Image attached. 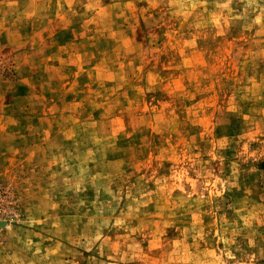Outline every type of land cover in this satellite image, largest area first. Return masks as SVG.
I'll return each mask as SVG.
<instances>
[{
  "label": "rangeland",
  "instance_id": "obj_1",
  "mask_svg": "<svg viewBox=\"0 0 264 264\" xmlns=\"http://www.w3.org/2000/svg\"><path fill=\"white\" fill-rule=\"evenodd\" d=\"M88 2L89 0H79L73 5L75 15L69 13L66 21H56L55 0H52L47 19L28 16V12L42 3V0H7L16 11L6 9L5 0H0V247L14 242L12 233L21 231V222L37 209L35 185L41 176L38 175L36 161L29 160L31 153L35 152L39 158L43 150V154L64 155L68 160V171L55 169L67 177L69 183L61 184L54 191L53 195L60 206L53 215H58L62 222L66 221L67 227H72L74 216L83 215L86 210L91 214V204L97 198L96 186L90 179L93 174L107 170L106 165L115 166L123 161L125 176L117 177L111 187L115 191L121 183L125 187L134 184L136 177H127V173L134 171L129 165L144 159L150 149L155 150L163 143L162 136L146 127V121L155 115L152 110L159 111L164 107L166 115L169 109L165 106L170 104L183 120V109L190 103L183 97L170 94L159 81L149 83L150 75L167 82L182 74V70L177 68L181 63V55L166 46V32L171 30L169 25L172 28L179 27L178 21H169L165 14L167 0L159 8L149 9L151 19L144 18L149 12H145L143 16L140 14L141 9L148 8V0H133L137 10L134 21L125 23L123 18H111L113 30L124 32L137 46L136 52L131 55H120L125 81L108 78L119 71L114 61L120 41L108 33L101 35L95 42L87 39L97 35V29L102 28L100 23L88 24L86 31L85 21L93 15L91 12L85 14L84 5ZM99 2L103 7L116 0ZM232 6L239 8L242 5L234 0ZM209 7H212L211 0ZM41 29H45L42 34ZM194 31L187 24L181 29L185 39H190V34ZM240 36L238 24L229 30L223 40H213L211 32L203 30L197 39V53L202 58L219 55L239 76V70L249 52L264 47L254 43L251 33H244L245 39H240ZM191 51L186 49L185 55L191 54ZM73 53L87 55L83 61L72 63L71 61L76 60V56L71 55ZM57 55L62 56L65 63L47 59ZM129 61H132L131 68ZM142 61L143 70L134 74L133 69ZM247 72L250 76L255 73L258 79L264 76V58L258 57L254 61L249 59ZM184 83L188 81L185 80ZM232 84V80L225 83V88L220 93L221 100L225 93L231 94L234 90ZM113 89H116L114 93ZM97 93L101 95L97 96ZM199 99L200 96L197 97ZM129 101H136L139 107L133 104L129 110ZM236 103L238 110L218 111L210 124V128H215L217 138L227 137L226 147L220 153L222 158L214 162L213 171L229 177L232 163L235 161L237 164L236 179L240 191L232 188L230 192H226V205L240 200L245 189L251 190V200L259 202L264 197V157L260 156L264 152V143L248 141L245 148V140L239 139L250 131V126L241 118L240 111L249 112L260 107L264 105V100H241L237 93ZM221 107L225 105L221 104ZM117 119L122 122L126 132L133 134L131 137L126 136L125 132H118L113 136L120 127ZM45 130L49 133L47 138ZM183 131L188 135L198 134L200 128L186 124ZM73 133L71 139L66 138ZM94 134L112 139L104 141L103 145H97L94 143ZM163 135L166 137L167 133ZM260 139L264 140V137ZM197 142L200 143L199 139ZM210 147L207 141L201 144L205 153ZM89 149L95 152V156L87 165L88 172L80 191H76L72 186L79 177L76 167L79 161L76 158H84ZM141 151L143 156L139 155ZM251 152H255L256 156H249L248 153ZM155 167L154 162L152 168L142 171L146 176L151 175ZM170 167V163L165 161L163 167L157 170V175L168 174ZM140 184L144 185V182L141 181ZM144 187L153 189L155 185L148 181ZM135 190L134 188L133 191ZM106 199L108 197L103 188H100L99 200ZM81 200L84 201V206L78 207ZM153 210V205H149L143 211ZM225 210L230 219L234 218L230 210ZM209 219L210 217L205 216V223ZM187 220V217L178 216L176 226H182L181 221ZM136 223L137 221H132L133 226ZM36 230L39 231L40 228ZM105 232L115 239L116 229H106ZM256 233L255 248L247 246L246 233H241L236 237L237 243L233 250L239 247L240 251L236 252V256L245 261L248 255L256 253L254 264H264V257L259 251L264 248V227L257 228ZM176 236L178 233L174 227L167 229V238ZM136 239L140 240L141 237L137 235ZM142 247L147 251L146 240ZM90 255L84 253L85 257ZM81 264H87V261L82 260ZM134 264L141 262L136 261Z\"/></svg>",
  "mask_w": 264,
  "mask_h": 264
},
{
  "label": "clouds",
  "instance_id": "obj_2",
  "mask_svg": "<svg viewBox=\"0 0 264 264\" xmlns=\"http://www.w3.org/2000/svg\"><path fill=\"white\" fill-rule=\"evenodd\" d=\"M78 2L79 0H55L54 19L66 21L69 13L75 15L73 5ZM163 2L164 0H148V8L140 10L141 16L149 12V9L159 8ZM235 2L242 6L234 8V0H211V8L210 0H167L165 14L169 21H178L179 27L172 28L169 25L171 30L166 32V46L181 55V63L177 68L182 70V74L167 82L150 75L149 83L159 81L170 94L190 101L183 109V120L170 104L165 106L169 109L166 115L164 107L159 111L153 109L155 115L146 121V127L162 136L163 143L155 150L150 149L144 159L129 165L134 171L127 173V177L135 176L134 184L125 187L121 183L115 191L111 187L117 177L125 176L123 161L115 166L106 165L107 170L93 174L90 179L96 186L97 198L91 204V214L86 210L83 215L74 216L72 227H67L66 221L62 222L58 215H53L60 206L53 193L61 184L69 183L68 178L55 169L68 171V160L64 155L43 154V150L39 158L35 152L31 153L29 160L36 161L38 175L41 176L35 185L37 209L21 222V231L12 233L14 242L0 247V264H81L82 260L87 261V264H134L136 261L141 264H254L256 253L248 255L246 261L238 259L236 252L240 249L237 247L234 251L233 246L237 243L236 237L246 233L247 246L256 247V230L264 227V197L259 202L251 200V190L245 189L240 200L226 205L225 193L232 188L240 191L236 179L237 164L235 161L232 163L229 177L213 171L214 162L222 158L220 153L226 147L227 137L217 138L215 128H210V124L218 111L238 110L237 93L241 100H264V76L258 79L255 73L250 76L247 72L249 59L254 61L258 57L264 58V47L249 52L239 70V76L219 55L202 58L197 53V39L201 31L211 32L213 40H223L237 24L241 30L240 39H245L244 33H251L254 43L264 46V0ZM4 7L9 11H16L7 0ZM51 8L52 0H42V3L28 12V16L47 19ZM84 8L85 14L93 13L85 21L86 31L88 24H102V28L97 29V35L87 37L88 40L95 42L101 35L108 33L120 41L114 61L119 71L108 78L125 81L120 55H131L136 52L137 46L124 32L113 30L111 18H123L125 23L134 21L137 10L133 0H116L103 7L99 0H89ZM144 18L151 19V13ZM185 24L195 30L190 34V39H185L181 32ZM44 31L45 29H41V34ZM186 49H191V54L185 55ZM71 55L76 56V60L71 61L76 63L83 61L87 53ZM47 59L65 63L59 55ZM129 67H132V61H129ZM143 67L142 61L133 69L134 74H139ZM185 80L188 83H184ZM228 80L233 81L234 90L231 94L225 93L221 100L220 93ZM115 91L116 89L112 90L113 93ZM100 95L97 93V96ZM198 96L201 99L197 100ZM133 104L139 107L136 101H129V110ZM221 104L225 107L222 108ZM240 115L250 126V131L239 138L245 140L244 147L247 148L248 141L264 143L260 139L264 137V105L249 112L240 111ZM117 122L120 127L113 136L118 132H125L128 137L133 135L126 132L119 119ZM186 124L199 127V133L186 134L183 131ZM165 132L166 137L163 135ZM48 135L45 130V137ZM73 135L74 133L66 138L71 139ZM93 139L95 144L103 145L104 141L112 137L94 134ZM198 139L200 143L197 142ZM204 141L211 145L206 153L201 148ZM139 155L143 156V151ZM248 155L256 156V153ZM94 156L95 152L89 149L84 158H76L79 161L76 165L79 177L72 185L76 191H80L88 172L87 165ZM260 156L264 157V152ZM165 161L171 165L168 174L157 175V170L163 167ZM154 162L156 167L151 175L146 176L142 170L152 168ZM141 181L144 185L152 181L155 187L146 189L140 184ZM100 188H103L108 197L105 201L99 200ZM174 193L177 195L174 196ZM149 205H153L154 210L143 211ZM83 206L84 201L81 200L78 207ZM225 208L233 213L234 218H229ZM178 216L187 217V222L181 221L182 226H176ZM205 216L210 217L207 223ZM133 220L137 221L134 226ZM170 227L175 228L178 236L167 238V229ZM37 228L40 230H36ZM106 229L117 230L115 239L106 234ZM137 235L141 237L140 240L136 239ZM145 240L147 251L142 247ZM259 251L264 257V248ZM85 252L91 255L85 257Z\"/></svg>",
  "mask_w": 264,
  "mask_h": 264
}]
</instances>
